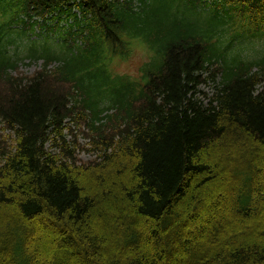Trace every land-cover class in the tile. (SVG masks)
<instances>
[{
    "label": "trees",
    "instance_id": "obj_1",
    "mask_svg": "<svg viewBox=\"0 0 264 264\" xmlns=\"http://www.w3.org/2000/svg\"><path fill=\"white\" fill-rule=\"evenodd\" d=\"M132 1L0 0V264H264V51L220 37L264 33V0ZM69 2L85 48L31 43L20 72L16 17ZM135 40L140 77L111 73Z\"/></svg>",
    "mask_w": 264,
    "mask_h": 264
},
{
    "label": "rangeland",
    "instance_id": "obj_2",
    "mask_svg": "<svg viewBox=\"0 0 264 264\" xmlns=\"http://www.w3.org/2000/svg\"><path fill=\"white\" fill-rule=\"evenodd\" d=\"M245 53L249 54V50L246 51ZM144 60H145V50L143 48H134L132 49V52L129 58L126 59L125 61L120 60V59H113L111 68H112V71L116 74H129V75L136 76L138 74V69L140 68ZM24 69L29 74L30 72L34 70V66L33 65L25 66ZM210 87H204L202 88V90H204L205 93L209 92ZM80 142L82 143L83 141H80ZM80 158L83 161L89 160V156L86 154H82ZM219 201H221V199ZM215 202H218V201H215ZM215 202L211 203L212 207L216 205ZM214 210H215V215H219L221 213V210H217V208ZM102 221L105 223L104 219ZM46 223L48 224L45 227L47 231H53V230L56 231V229H59L58 225H56L54 222H50L49 220H46ZM35 231H37L36 233L38 235L39 230L37 229Z\"/></svg>",
    "mask_w": 264,
    "mask_h": 264
}]
</instances>
